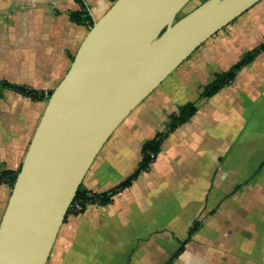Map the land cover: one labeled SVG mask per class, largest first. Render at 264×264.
I'll list each match as a JSON object with an SVG mask.
<instances>
[{
  "label": "crops",
  "instance_id": "1",
  "mask_svg": "<svg viewBox=\"0 0 264 264\" xmlns=\"http://www.w3.org/2000/svg\"><path fill=\"white\" fill-rule=\"evenodd\" d=\"M114 0H0V83L49 97L89 31L71 11L99 19ZM198 5V4H196ZM264 42V0L199 45L114 129L82 184L115 186L143 143L194 102L147 171L106 205L69 212L46 264H159L199 222L172 264H264V49L208 98L203 87ZM47 99L0 85V169L21 166ZM11 187L0 183V221Z\"/></svg>",
  "mask_w": 264,
  "mask_h": 264
},
{
  "label": "water",
  "instance_id": "2",
  "mask_svg": "<svg viewBox=\"0 0 264 264\" xmlns=\"http://www.w3.org/2000/svg\"><path fill=\"white\" fill-rule=\"evenodd\" d=\"M114 0L50 93L0 221V264H46L68 207L121 121L207 38L260 0Z\"/></svg>",
  "mask_w": 264,
  "mask_h": 264
},
{
  "label": "trees",
  "instance_id": "3",
  "mask_svg": "<svg viewBox=\"0 0 264 264\" xmlns=\"http://www.w3.org/2000/svg\"><path fill=\"white\" fill-rule=\"evenodd\" d=\"M77 1L83 4V0H77ZM203 1L204 0H201L198 4H200ZM69 18L71 19V21L76 22V23H85L90 28L93 25V21L91 20L87 12L71 11L69 13ZM263 49H264V42L258 47H256L255 49L247 52L228 71L217 73L214 79L203 87L202 91L200 92L199 97L201 99L208 98L212 96L213 94H215L216 92H218L223 87L227 86L231 82V80L234 78L236 72L242 66L251 62L253 58ZM0 85L4 87L13 88L16 91L20 92L21 94L28 96L30 98H33V99H48L49 98V97L44 98L41 93L34 91L33 89L24 87V86H15V85H11L10 83L4 82V81L1 82ZM196 109H197V106L194 102H188L182 105L176 113L171 114L169 116L165 130L158 131L154 137L146 140L143 143L141 147L140 160L138 161L132 173L128 175L124 180L116 184L115 186L110 187L109 189L105 191H101V192L90 191L91 195H88L87 193L89 190L84 188L83 184L81 183L73 198V201H79V203L82 206V210L76 213L78 214V213L83 212L87 204L97 203L99 205H106L113 200V197L117 193L129 187L132 184L133 180H135L141 172L147 171L149 169L151 163L155 160L157 154L160 152L161 143H162V140L165 138V136L169 132H171L173 129H175L177 126L189 120L195 113ZM19 169L20 167L16 170L0 169V183H7L12 188L16 180V176H17ZM69 212H71L70 208H68L66 215ZM66 215L64 217V220L66 218ZM198 226H199V222L197 221L189 228L187 236L179 242V247L171 254V256L168 259H166L165 261L159 264H172L174 259L184 250L185 244L189 242L192 234L195 232Z\"/></svg>",
  "mask_w": 264,
  "mask_h": 264
},
{
  "label": "rangeland",
  "instance_id": "4",
  "mask_svg": "<svg viewBox=\"0 0 264 264\" xmlns=\"http://www.w3.org/2000/svg\"><path fill=\"white\" fill-rule=\"evenodd\" d=\"M201 0H191L187 3V5L179 12L178 17L187 13L189 10H191L193 7L196 6Z\"/></svg>",
  "mask_w": 264,
  "mask_h": 264
},
{
  "label": "built area",
  "instance_id": "5",
  "mask_svg": "<svg viewBox=\"0 0 264 264\" xmlns=\"http://www.w3.org/2000/svg\"><path fill=\"white\" fill-rule=\"evenodd\" d=\"M87 194H88V195H91V192L88 191ZM68 208H70V211L73 212V213H76V212L82 210V206H81V204L79 203V201H73V200L71 201V203H70V205H69Z\"/></svg>",
  "mask_w": 264,
  "mask_h": 264
}]
</instances>
